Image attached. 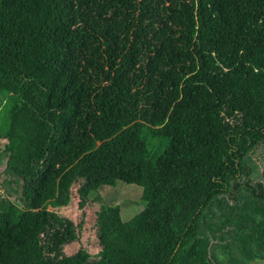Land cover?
<instances>
[{
    "label": "trees",
    "instance_id": "1",
    "mask_svg": "<svg viewBox=\"0 0 264 264\" xmlns=\"http://www.w3.org/2000/svg\"><path fill=\"white\" fill-rule=\"evenodd\" d=\"M0 138V264L264 262V0H0Z\"/></svg>",
    "mask_w": 264,
    "mask_h": 264
},
{
    "label": "rangeland",
    "instance_id": "2",
    "mask_svg": "<svg viewBox=\"0 0 264 264\" xmlns=\"http://www.w3.org/2000/svg\"><path fill=\"white\" fill-rule=\"evenodd\" d=\"M1 142L4 139L0 138ZM5 156L0 158V177L5 165ZM77 183L70 187L69 201L65 206L55 209L61 216L67 217L77 226V238L71 244L64 247L65 255L76 252L79 248L88 250L92 255L96 254L100 245L98 243L96 212L104 202L106 204H119L121 208V218L123 221L132 218L142 207L140 201L141 187L135 184H128L122 180H117L112 186L103 185L93 194L84 199L82 206H78L80 200L75 188ZM12 201L14 198L9 197ZM49 208H52L51 206ZM252 264H264L262 261H254Z\"/></svg>",
    "mask_w": 264,
    "mask_h": 264
}]
</instances>
